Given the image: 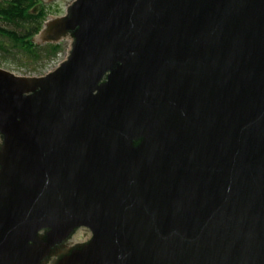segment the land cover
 <instances>
[{
    "label": "water",
    "instance_id": "obj_1",
    "mask_svg": "<svg viewBox=\"0 0 264 264\" xmlns=\"http://www.w3.org/2000/svg\"><path fill=\"white\" fill-rule=\"evenodd\" d=\"M65 37L0 68V264H264V0H73Z\"/></svg>",
    "mask_w": 264,
    "mask_h": 264
},
{
    "label": "trees",
    "instance_id": "obj_2",
    "mask_svg": "<svg viewBox=\"0 0 264 264\" xmlns=\"http://www.w3.org/2000/svg\"><path fill=\"white\" fill-rule=\"evenodd\" d=\"M46 6L40 0H4L0 3V52L11 49L23 51L32 60L40 58V52L52 56L59 51V45L40 47L33 37L42 29L46 20Z\"/></svg>",
    "mask_w": 264,
    "mask_h": 264
},
{
    "label": "rangeland",
    "instance_id": "obj_3",
    "mask_svg": "<svg viewBox=\"0 0 264 264\" xmlns=\"http://www.w3.org/2000/svg\"><path fill=\"white\" fill-rule=\"evenodd\" d=\"M73 0H57L54 3L43 4L46 6V20L54 19L65 14L67 7L72 3ZM0 26L8 27V25L0 22ZM34 42V41H33ZM36 45L40 47H46L48 44L59 45V51L52 56L45 54L41 51L40 58L35 60L27 56L23 51L18 49H11L9 53L0 52V68L13 73L16 76L22 77H40L55 69L68 55L71 38L65 37L59 42L54 43H43L39 42ZM83 235V234H81ZM87 237L80 239V236H76V241H85Z\"/></svg>",
    "mask_w": 264,
    "mask_h": 264
},
{
    "label": "flooded vegetation",
    "instance_id": "obj_4",
    "mask_svg": "<svg viewBox=\"0 0 264 264\" xmlns=\"http://www.w3.org/2000/svg\"><path fill=\"white\" fill-rule=\"evenodd\" d=\"M4 0H0V3H2ZM41 1V4H43L44 2H46V3H54V2H56L57 0H40ZM44 5V4H43ZM64 15V14H63ZM62 15V16H63ZM42 29H43V27H42ZM41 29V30H42ZM40 30V31H41ZM39 31V32H40ZM38 32V33H39ZM37 33V34H38ZM36 34V35H37ZM75 242H77V241H74L72 238L71 239H69L67 242H65L64 244H63V247H61V248H59V250L61 251V252H67L68 250H70V249H72L73 247H75ZM58 250V251H59Z\"/></svg>",
    "mask_w": 264,
    "mask_h": 264
},
{
    "label": "bare ground",
    "instance_id": "obj_5",
    "mask_svg": "<svg viewBox=\"0 0 264 264\" xmlns=\"http://www.w3.org/2000/svg\"><path fill=\"white\" fill-rule=\"evenodd\" d=\"M79 236H80V239L83 238V237H81L82 236L81 233H79Z\"/></svg>",
    "mask_w": 264,
    "mask_h": 264
}]
</instances>
